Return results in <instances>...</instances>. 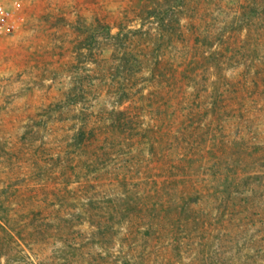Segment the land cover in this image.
<instances>
[{
    "label": "rangeland",
    "instance_id": "rangeland-1",
    "mask_svg": "<svg viewBox=\"0 0 264 264\" xmlns=\"http://www.w3.org/2000/svg\"><path fill=\"white\" fill-rule=\"evenodd\" d=\"M17 1L0 264H264V0Z\"/></svg>",
    "mask_w": 264,
    "mask_h": 264
},
{
    "label": "built area",
    "instance_id": "built-area-1",
    "mask_svg": "<svg viewBox=\"0 0 264 264\" xmlns=\"http://www.w3.org/2000/svg\"><path fill=\"white\" fill-rule=\"evenodd\" d=\"M19 1L6 2L0 0V35L14 32L21 19Z\"/></svg>",
    "mask_w": 264,
    "mask_h": 264
}]
</instances>
